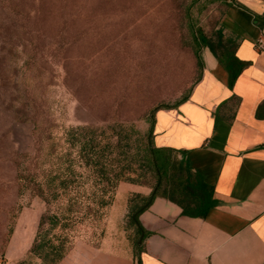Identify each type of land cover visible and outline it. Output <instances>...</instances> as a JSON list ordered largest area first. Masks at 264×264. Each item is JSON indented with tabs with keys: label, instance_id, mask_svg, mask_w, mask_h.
Masks as SVG:
<instances>
[{
	"label": "rangeland",
	"instance_id": "obj_1",
	"mask_svg": "<svg viewBox=\"0 0 264 264\" xmlns=\"http://www.w3.org/2000/svg\"><path fill=\"white\" fill-rule=\"evenodd\" d=\"M188 5L217 44L226 0H0V264H41L28 248L44 204L16 177L30 158L45 168L64 151L75 158L65 134L76 126L108 132L124 123L143 133L154 109L188 96L204 67ZM118 183L99 218L68 230L61 260L81 264L84 250L132 252L129 193Z\"/></svg>",
	"mask_w": 264,
	"mask_h": 264
},
{
	"label": "crops",
	"instance_id": "obj_2",
	"mask_svg": "<svg viewBox=\"0 0 264 264\" xmlns=\"http://www.w3.org/2000/svg\"><path fill=\"white\" fill-rule=\"evenodd\" d=\"M238 1L245 7L233 3L221 18L240 62L232 85L204 47L202 74L187 99L153 116V144L180 150L213 185L209 211L186 216L174 202L154 197L136 217L145 234L135 258L127 250H84L81 264H264V50L256 46L263 31L253 21L264 0ZM117 187L150 191L130 182ZM63 260L58 264H69Z\"/></svg>",
	"mask_w": 264,
	"mask_h": 264
},
{
	"label": "trees",
	"instance_id": "obj_3",
	"mask_svg": "<svg viewBox=\"0 0 264 264\" xmlns=\"http://www.w3.org/2000/svg\"><path fill=\"white\" fill-rule=\"evenodd\" d=\"M226 2L245 7L238 0ZM191 11L192 7L188 5L186 22L194 43L198 47L210 49L229 73L231 86L240 68V62L236 61L234 54L235 40L223 28L224 31L219 33V40L215 44L201 27L195 25ZM253 21L262 29L264 35V11L261 14L255 13ZM157 109L159 108L152 111L147 120L148 127L143 133L134 125L124 123L109 125L108 132L104 128L91 126L71 128L65 137L69 146L77 148L75 158H70V152L64 151L54 157L48 168L38 165L37 159L30 158L28 165L17 171L19 190H27L44 204L28 248V253L39 257L41 264H57L61 260L67 249L65 242L68 239V230L85 218L92 221L99 218L103 208L112 200L117 183L122 180L150 189L147 194L132 192L126 198L134 258L145 234L136 217L154 197L174 202L181 208L183 215L201 218L206 216L212 205L213 185L205 182L190 167L186 158L179 157L180 150L153 144V116ZM52 151L50 146L45 155ZM75 166L82 170H76ZM55 227L60 231L51 236L56 240L53 243L48 234Z\"/></svg>",
	"mask_w": 264,
	"mask_h": 264
},
{
	"label": "built area",
	"instance_id": "obj_4",
	"mask_svg": "<svg viewBox=\"0 0 264 264\" xmlns=\"http://www.w3.org/2000/svg\"><path fill=\"white\" fill-rule=\"evenodd\" d=\"M256 46L259 49L264 50V36L260 37L257 41H256Z\"/></svg>",
	"mask_w": 264,
	"mask_h": 264
},
{
	"label": "water",
	"instance_id": "obj_5",
	"mask_svg": "<svg viewBox=\"0 0 264 264\" xmlns=\"http://www.w3.org/2000/svg\"><path fill=\"white\" fill-rule=\"evenodd\" d=\"M137 242H139V240Z\"/></svg>",
	"mask_w": 264,
	"mask_h": 264
}]
</instances>
